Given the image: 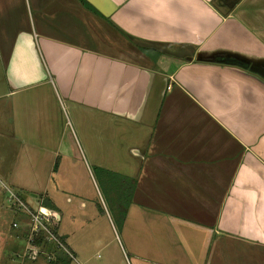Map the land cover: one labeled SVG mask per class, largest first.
<instances>
[{"label": "crops", "instance_id": "1", "mask_svg": "<svg viewBox=\"0 0 264 264\" xmlns=\"http://www.w3.org/2000/svg\"><path fill=\"white\" fill-rule=\"evenodd\" d=\"M0 67V264L28 230L2 185L59 215L68 252L38 243L28 264H96L103 240L63 221L61 172L79 169L116 215L114 185L127 194L126 264H264V0H0ZM75 198L113 229L108 206Z\"/></svg>", "mask_w": 264, "mask_h": 264}, {"label": "rangeland", "instance_id": "2", "mask_svg": "<svg viewBox=\"0 0 264 264\" xmlns=\"http://www.w3.org/2000/svg\"><path fill=\"white\" fill-rule=\"evenodd\" d=\"M115 54H118L121 57L128 58L129 60L133 61H139L140 60V55L138 53V49L136 46L132 44V42H128L124 39H118L115 41ZM1 66H4L2 63ZM0 72H1V77L4 79V67H0ZM91 173L95 176L97 184H98V179H97V172L95 168H91ZM100 175V173H99ZM61 176L64 177V181L61 182V188L63 190H66L67 193L72 197L73 202L72 204L67 203L66 197L64 194H62V199L61 201L63 202L62 208L67 207L73 212H77V215H65L63 221L66 222L69 225V227L73 230L75 228L76 235L74 236L79 244H83L85 238L88 237V240L91 244H96L97 242L94 241V236H97L99 240L102 241L103 247L100 248V250L91 252L89 255L93 257L91 260L92 262L96 264H100L101 262H104L105 260H111L112 264H126L124 262V259L122 255L119 252L118 244L120 240V234L118 233L116 226L114 224V221L111 217V222L113 223V229L109 225H107L105 220H100L99 215H89L88 213L85 214V211H83L84 208H79V203L80 201L75 198V193H77L80 197L84 198V200L87 203L88 209L86 210L87 212L90 211L91 207L93 204H105V206H108L109 209H113V203H112V198L110 197L111 194V189L112 187L106 188L104 185H100V183L97 186L98 193H96V190L92 186V182L89 178V176L86 175L84 170L79 169L78 171H75L73 173H65L64 171L61 172ZM78 183V185L76 183ZM117 184L114 185L115 189L118 188ZM78 191H73V188H77ZM84 195V196H82ZM65 197V198H64ZM103 202V203H102ZM3 206L5 205L8 207L6 198H4L0 194V211ZM104 206V205H102ZM99 208V207H98ZM1 214V212H0ZM21 214V213H20ZM18 214L19 217L16 215H8L6 216V220L4 221L3 228L4 229H10L12 227V220L16 219L19 226H22L21 220V215ZM64 223V222H63ZM94 225L96 226L97 229V235H94L92 233H89L91 231H94ZM19 227V228H20ZM19 230V229H17ZM89 233L87 236L83 235ZM12 234H15V230L13 227ZM62 250V249H61ZM108 258V259H107ZM7 258H5L6 260ZM9 259V257H8ZM15 259V257H14ZM126 261V260H125ZM20 260L15 259L14 264H19ZM36 263L38 264H48L47 257H42L40 258ZM35 263V264H36ZM73 264H87L84 262L80 254L78 253L77 260L72 261ZM26 264H28L26 262Z\"/></svg>", "mask_w": 264, "mask_h": 264}, {"label": "built area", "instance_id": "3", "mask_svg": "<svg viewBox=\"0 0 264 264\" xmlns=\"http://www.w3.org/2000/svg\"><path fill=\"white\" fill-rule=\"evenodd\" d=\"M2 188L7 193L8 201L16 207V210L26 213L28 223L26 246L21 255H16L20 258L21 264H26L28 261L37 259L40 253L38 243L47 242L53 244L58 249L68 252L56 232L59 222V215L56 212L44 206H39L34 210L30 209L15 191L4 185H2ZM13 227L19 228L20 226L17 222H14Z\"/></svg>", "mask_w": 264, "mask_h": 264}, {"label": "trees", "instance_id": "4", "mask_svg": "<svg viewBox=\"0 0 264 264\" xmlns=\"http://www.w3.org/2000/svg\"><path fill=\"white\" fill-rule=\"evenodd\" d=\"M123 34L126 35L124 32H123ZM143 49H146L145 50L146 53H148L147 51H149V50L152 51L151 49H148V48H143ZM118 182H120V180H118ZM134 186H135L134 182L130 183V186H129L130 193L132 192V189ZM122 193L124 194L123 196H122ZM126 195L127 194L124 193V189H123V191H121V187L119 185L117 190L115 189V199H114V202L119 205V206H117V208H118L117 210H118L119 215H116L114 213L113 209H110L111 213H112L111 216L113 218L114 224H115L116 229H117L119 234L121 233L122 224L124 221V216L126 215V211L124 209H127L128 205L130 204V201L127 199ZM51 262H53V261H51ZM54 262H57V260ZM62 264H67V262H64V260H62Z\"/></svg>", "mask_w": 264, "mask_h": 264}]
</instances>
